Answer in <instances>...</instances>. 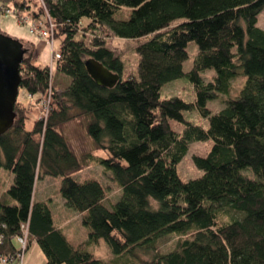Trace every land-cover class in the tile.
<instances>
[{"label": "trees", "instance_id": "trees-1", "mask_svg": "<svg viewBox=\"0 0 264 264\" xmlns=\"http://www.w3.org/2000/svg\"><path fill=\"white\" fill-rule=\"evenodd\" d=\"M13 1L14 8L0 9L49 17L60 58L53 69L40 67L23 44L19 91L28 102L17 99L13 125L0 135V169L13 178L0 193V254L16 253L14 237L27 223L26 251L35 243L43 264H106L87 252L100 242L126 264H264V30L257 27L264 0H42L45 11ZM121 8L130 10L127 19H114ZM117 38L143 41L136 76H122ZM190 43L197 54L184 73ZM88 58L118 74V83L97 86L85 69ZM53 70L69 80L63 90ZM206 70L215 71L212 82L201 79ZM239 75L240 94L212 113L207 101L230 94ZM183 77L193 102L160 98L166 84ZM194 110L207 129L184 119ZM70 123L84 131L90 150L70 149L64 133ZM206 141L209 152L192 157L202 175L183 181L176 165L191 143ZM95 165L120 188L112 210L104 205L106 186L74 179ZM245 169L256 179L242 175ZM43 176L60 178L63 204L90 230L85 240L72 244L47 202L35 201ZM173 234L176 244L162 251L158 242ZM136 251L154 255L142 260Z\"/></svg>", "mask_w": 264, "mask_h": 264}, {"label": "rangeland", "instance_id": "rangeland-1", "mask_svg": "<svg viewBox=\"0 0 264 264\" xmlns=\"http://www.w3.org/2000/svg\"><path fill=\"white\" fill-rule=\"evenodd\" d=\"M15 1L22 2V0ZM25 1L28 2V5L32 10H38V7H44L43 11H45L46 9L45 4H43L42 0ZM13 2V0H0V4L4 3L8 5L9 8H14ZM15 10L17 9H0V32L10 38L23 40V44H27L28 47H30V49L32 50L36 65L40 67L48 66L49 69H53L55 66L54 64L57 60H54V54L52 55L51 49L54 48L55 52L57 49H59L58 40L52 39L51 41H54V43H51L49 39H44L40 36H37V33L30 30L31 28H35L38 23L43 24L45 22V20L43 19L46 17L45 13L41 17V19L38 20L36 17L29 14V12L18 13ZM14 11L16 12V15L14 14ZM129 11L130 10H128L127 8H121L113 15V18L116 20H125L129 15ZM21 15H26L28 19L27 23L21 21L23 18H20ZM180 21L181 20H178L176 23ZM257 27L264 30V10L261 11L257 17ZM142 42V40H128L118 38L114 39L113 47L116 48V52L123 62V77H127L129 75H137L139 55L136 48ZM196 54V45L194 43H190L187 47V59L182 63V69L184 73H187L191 70ZM200 76L205 83L212 82L213 77L215 76V71L206 70L202 72ZM52 77L53 81L58 80L55 87L59 90H63L69 82L66 77L58 75L55 70L52 71ZM244 81L245 79L243 75L235 77L231 81L233 85L232 92L228 95H218L215 100L207 101L206 107L212 113L218 111L224 106V102L228 98H234L240 94V90L244 84ZM170 97H179L186 102H193L194 94L189 80L183 77L166 84L160 90V98L167 99ZM17 99L23 103L28 102L25 94L22 91L18 92ZM38 112L40 111H34L33 116L34 114L38 116ZM42 114L43 113H41V115ZM183 116L186 121H189L192 124L199 125L204 129L208 128V120L202 118L196 110L191 112H184ZM31 125V121H28L27 128H30ZM171 127L178 133H181L183 131V125L181 123L171 121ZM64 133L67 136L70 149L76 155H79L80 153L88 151L92 148L91 142L88 140L84 131L79 127V125L75 123L67 124L64 128ZM211 146V141L193 142L189 145L185 157L178 165H176V172L183 181L196 179L202 175V171L198 170L194 166L192 157L205 156L209 152ZM241 174L248 177L249 179H256L255 175L250 170H242ZM8 175L11 176L8 171L0 169V192L2 193H4L10 186V183L7 180ZM110 177L111 173L105 172L104 168L99 165H95L74 175V179L79 182H83L86 180H95L106 186L108 188V192L107 198L104 200V205L106 208L112 210L113 205L119 200L121 192L119 186L114 181H112ZM59 185L60 178L43 176L39 178L35 183L33 197L35 201L47 202L52 211L54 224L59 226L63 231H65V233L67 232L66 230H70L76 242L79 243L87 238L88 231L90 230L89 228L81 224L80 220H78L76 217L77 213L73 209L67 208L63 204L64 202L59 195ZM151 203L153 206H155L152 201ZM177 236L178 235L173 234L163 237L158 242L159 248L162 251L170 250L176 244V241L178 239ZM33 251L36 252V255H33L31 261L35 264H43L44 256L35 243L31 244V249L28 251L27 255L26 253L24 254L23 263L27 262L30 257L28 256V254L30 255ZM87 252L92 253L95 257L101 259L106 264H126V257L121 256L115 258L116 256L112 254L110 248L104 242L88 245ZM136 254L139 259L149 260L154 255V252L148 251L142 253L141 251H136Z\"/></svg>", "mask_w": 264, "mask_h": 264}, {"label": "water", "instance_id": "water-1", "mask_svg": "<svg viewBox=\"0 0 264 264\" xmlns=\"http://www.w3.org/2000/svg\"><path fill=\"white\" fill-rule=\"evenodd\" d=\"M25 50L19 39H13L0 32V135L5 133L15 119L14 106L21 82L20 65ZM88 75L95 84L103 88H113L119 75L108 70L93 58L84 62Z\"/></svg>", "mask_w": 264, "mask_h": 264}, {"label": "built area", "instance_id": "built-area-1", "mask_svg": "<svg viewBox=\"0 0 264 264\" xmlns=\"http://www.w3.org/2000/svg\"><path fill=\"white\" fill-rule=\"evenodd\" d=\"M16 12H18L16 10ZM16 12L14 11V14L16 15ZM22 18L21 21H24L27 23V17L26 15H21L20 18ZM45 22L47 25H44L42 23H38L35 28H31V31H34L37 33V36H40L44 39H49L50 41L53 38V24L51 23L50 19L48 16L45 17ZM54 43V41H51V43ZM54 50V51H53ZM52 55L54 54V60H58L60 58V52L59 49L56 50L52 48L51 49ZM28 99L31 101L32 98L31 96H28ZM4 234L0 230V244L4 240ZM17 242V251L14 254H0V264H23V256L25 254L26 248H27V243H28V232H27V223H24L20 227V232L18 235L14 237Z\"/></svg>", "mask_w": 264, "mask_h": 264}, {"label": "crops", "instance_id": "crops-1", "mask_svg": "<svg viewBox=\"0 0 264 264\" xmlns=\"http://www.w3.org/2000/svg\"><path fill=\"white\" fill-rule=\"evenodd\" d=\"M7 180L9 181V183H10V185H11V183H12V180H13V178H12V175L10 176V175H8V177H7ZM0 193H2V192H0ZM76 217H77V219L79 220V217H78V215H76ZM67 232V234L65 233V231H63L64 232V234L66 235V237H67V239L73 244H77L78 242H76V240H75V238H74V236H73V234H72V232L70 231V230H66ZM83 234H84V231H83ZM69 235V236H68ZM78 241V240H77ZM31 249V245L29 246V248H28V251ZM28 251L26 252V255H27V253H28ZM25 255V256H26ZM33 255H36V252L35 251H33L30 255L28 254V256H30L29 257V259L27 260V262H24L23 264H35L34 262H32L31 261V258H33ZM30 262H32V263H30Z\"/></svg>", "mask_w": 264, "mask_h": 264}]
</instances>
